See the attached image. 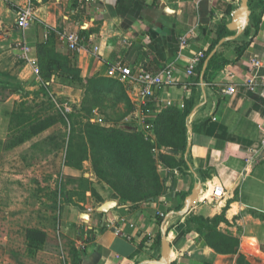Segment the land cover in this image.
Instances as JSON below:
<instances>
[{"label": "crops", "instance_id": "obj_1", "mask_svg": "<svg viewBox=\"0 0 264 264\" xmlns=\"http://www.w3.org/2000/svg\"><path fill=\"white\" fill-rule=\"evenodd\" d=\"M256 3L251 10L260 19L258 29L249 27L248 34L217 49L204 78L205 95L201 80L188 76V65L217 40L240 0H0V95L3 79L21 81L23 87L0 97V139L5 138L2 126L9 124L3 112L13 109L20 91H38L41 84L81 102L88 96L87 79H103L106 85L116 80L122 104L132 110L125 118L181 109L192 98L193 109L200 105L187 119L191 144L185 164H163L170 173L166 191L134 206L115 200L117 206L99 221L89 214L91 236L78 250V264H264V87L259 75L253 89L248 85L253 75L264 74V66L256 72L251 63L253 58L264 63V12ZM27 4L34 17L21 30L17 19ZM74 31L84 38L83 50H72L60 39ZM23 45L37 60L38 74L21 58ZM117 62L134 73L173 66L175 84L157 88L143 101L137 82L108 74ZM44 65H51L48 80L41 73ZM62 75H76L84 83L69 84ZM229 86H235L233 94L226 93ZM198 183L199 199L190 204ZM215 185L224 188L221 198L211 197ZM193 217L218 219L207 228Z\"/></svg>", "mask_w": 264, "mask_h": 264}, {"label": "rangeland", "instance_id": "obj_2", "mask_svg": "<svg viewBox=\"0 0 264 264\" xmlns=\"http://www.w3.org/2000/svg\"><path fill=\"white\" fill-rule=\"evenodd\" d=\"M2 86V98L23 88L21 81L8 79L2 80ZM28 92L30 96L26 106L31 114L56 119L50 127L16 146H11L10 141L21 131L13 129L9 134V124L8 127L2 126L1 136L5 138L0 139V264H78V250L91 236L88 228L90 218L78 214H92L99 221L103 214L98 211L101 204L110 200H118V204H122V200L117 191L97 175L91 159V144L86 139L78 140L82 147H87L90 155L83 161L81 169L63 166L65 146L62 138L65 131L73 126L78 130L76 122L85 121L84 117L88 115L90 121L106 128L141 133L146 141L153 144L150 151L155 160L156 174H149L148 163L145 164L146 170L136 165L133 174L145 178L146 185L138 192L154 194L158 190L156 185L160 191H166L170 173L163 170L162 155L179 159L181 152L167 141L159 144L155 130L159 128L158 116L162 110L154 115L145 112L142 118L135 113L125 118V112L132 110L129 105L122 104L119 85L108 94L96 97L89 94L81 102L67 94L58 95L50 91L51 96L47 97L34 94L36 90ZM21 99L20 95L16 101ZM11 111L3 112L4 116ZM61 112L67 125L61 124V117L56 116ZM172 120L171 128L163 139L171 133L173 139L176 138L175 121ZM61 171L65 175L63 179ZM80 176L89 178L97 193L85 190L75 179ZM123 188L129 190L130 183Z\"/></svg>", "mask_w": 264, "mask_h": 264}, {"label": "trees", "instance_id": "obj_3", "mask_svg": "<svg viewBox=\"0 0 264 264\" xmlns=\"http://www.w3.org/2000/svg\"><path fill=\"white\" fill-rule=\"evenodd\" d=\"M254 2H257L256 4L261 5L262 12H264V0H250V7L253 11ZM232 10L233 8L230 9V12H232ZM251 23L252 27L256 31L259 27L260 19L255 13L251 15ZM248 31L249 30L247 29L246 34H248ZM230 32L231 31L227 28V23H224L218 31L217 40L213 42L208 51L205 53V57L196 67V72L194 75V80L196 83L200 82V71L205 58L215 47L218 41L222 37L228 35ZM248 43L249 42H245L243 45L238 47V57H240L245 52ZM216 57L217 54H215L210 60L205 74V79L208 75V71L213 68V61L216 59ZM226 61L227 60L224 62ZM49 67H51V65L41 68V73L46 80L50 78V72L48 73ZM61 77H63V80L69 84L76 82L79 84L84 83L83 79L81 77H77L76 75H62ZM102 81L103 79H87V95L93 94V96L96 97L99 94H108L114 86L119 85V87H121V85L116 80H111L107 85ZM20 94L22 99L15 102L14 108L8 114L9 134L13 129L21 131L19 135H16L12 141H10L12 142L11 146H16L17 144L30 139L32 136L41 133L46 128L50 127L52 125V121L56 119L53 116L42 117L36 113L31 114L29 112L30 108L26 106V101L30 96L29 92L22 90L20 91ZM34 94H42L47 97L51 96L49 90L43 84L40 85L38 91L34 92ZM193 106L194 99L192 98L185 102L183 108L173 109L168 107L163 109L158 116L159 128L155 130V133L158 136L159 144H165L164 141H167L171 146H176L177 150L181 152L179 159L175 158V156L170 158V156L162 155L161 161L167 166L179 167L181 164H185L184 154L186 152L188 142L187 119L193 109ZM56 116L57 118L61 117V124L67 125L64 118L65 115L62 114V112L60 115L57 113ZM87 116L84 117L86 119L85 121L78 120L76 122L79 125L78 130L75 128V126H73V128L71 127L69 131H65V134L63 135L62 141L65 146L63 166L81 169L83 161L87 160L90 155L87 147H82L78 140L86 139L87 142L91 144V159L93 158V167L97 175L100 177V179L105 180V182H107L113 189L117 191V194L120 195L123 204L130 202L131 205L134 206L141 202H148L151 200L150 198L161 195L163 192L159 190V186L157 185L155 186V189L158 188V190L154 194L138 192L140 189L146 188L144 183L145 178L142 176L136 177L133 174V168L136 165L141 166L146 170V163L149 164L147 166L149 167V174H156L155 160L150 151L153 147V144L149 141H146L143 135L139 132L126 131L122 128H106L98 123L90 121V118ZM172 119L175 121V130L177 132L176 138L174 140L171 133V136L163 139L164 134L171 128L173 121ZM74 160L76 161L73 164L72 162ZM61 178H65V175L62 171ZM67 178L73 179L71 176H67ZM75 179L81 182L85 190L90 189V191L96 192V190L92 187V183L89 178L80 176ZM89 183L91 184V187L88 188ZM126 183H130V189L125 191L123 185H126ZM192 219L198 221L200 225L210 228L208 224L212 221L214 222L218 218L208 220L201 217H193Z\"/></svg>", "mask_w": 264, "mask_h": 264}, {"label": "built area", "instance_id": "obj_4", "mask_svg": "<svg viewBox=\"0 0 264 264\" xmlns=\"http://www.w3.org/2000/svg\"><path fill=\"white\" fill-rule=\"evenodd\" d=\"M34 17L33 8L31 4L24 6L17 19V25L19 29H27ZM60 39L68 44L70 49L75 51L83 50L84 38L79 34L78 31L74 32H65L62 33ZM182 44L186 43V38L182 39ZM99 47L95 46L94 51L97 52ZM30 48L26 45H23L21 48V58L27 62L34 71L38 74L40 72L38 62L35 58L29 56ZM205 57L204 51H199L191 60L187 68L188 76L195 75L196 67L200 61ZM253 68L256 69V72L264 66L263 61L260 58H253L251 60ZM108 74L110 76L119 77L121 79H129L131 81L137 82L140 86L139 97L141 100L145 101L150 96H152L157 88L167 87L175 84V75L174 67L166 66L165 68L159 71H149L145 69H140L137 73L133 72V69L130 66L124 65L121 62L113 64L109 70ZM260 77V84L264 87V74L256 73L253 75V78H250L248 85L250 89L255 87V78L256 76ZM235 86H229L225 91L228 94H233L235 92ZM262 130L264 132V122L262 125ZM224 195V188L221 185H215L212 189L211 197L213 199L221 198Z\"/></svg>", "mask_w": 264, "mask_h": 264}, {"label": "water", "instance_id": "obj_5", "mask_svg": "<svg viewBox=\"0 0 264 264\" xmlns=\"http://www.w3.org/2000/svg\"><path fill=\"white\" fill-rule=\"evenodd\" d=\"M249 1L250 0H240L239 6L232 10L231 19L227 23V28L234 33L222 37L219 40V42L215 45V47L210 51V53L207 55V57L205 58L203 62V65L200 71V80H201V84L203 86V92L205 95H206L205 89H204L205 74H206L209 62L213 58L215 53L217 52V49L225 42L233 41L237 39L239 36L245 33L249 27H252V23H251L252 10H251ZM199 106L200 105L194 107V109H196ZM189 130H190V133H192L191 127H189ZM190 144H191V141L189 140L187 147H189ZM201 189H202V184L198 183V185L196 186V189L192 192V194L189 197L190 204H195L198 201ZM115 206H117V202L115 200L106 201L98 207V211L103 214H106L110 209L114 208ZM83 215L86 216L85 218H89V214L83 213ZM163 245L166 248H169V244L167 243L166 240L163 242Z\"/></svg>", "mask_w": 264, "mask_h": 264}, {"label": "bare ground", "instance_id": "obj_6", "mask_svg": "<svg viewBox=\"0 0 264 264\" xmlns=\"http://www.w3.org/2000/svg\"><path fill=\"white\" fill-rule=\"evenodd\" d=\"M84 217H86V216H84Z\"/></svg>", "mask_w": 264, "mask_h": 264}]
</instances>
